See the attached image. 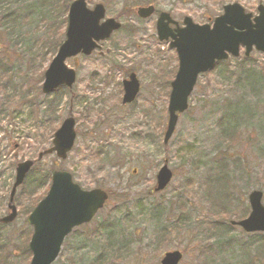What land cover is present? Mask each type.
<instances>
[{"label":"rangeland","instance_id":"obj_1","mask_svg":"<svg viewBox=\"0 0 264 264\" xmlns=\"http://www.w3.org/2000/svg\"><path fill=\"white\" fill-rule=\"evenodd\" d=\"M150 1L180 22L190 16L200 24L219 15L226 3L240 2L257 13L264 2L88 0L89 7L103 2L107 16L121 20L124 28L91 56H79L78 66L69 59L77 70L76 83L51 94H44L42 85L55 51L37 56L36 45L50 32L51 44L62 39L57 49L65 38L64 29L58 27L64 32L60 37L53 28L55 19L50 30L42 19L51 1L4 3L9 15L0 17V53L12 57L4 84L17 88L5 92L0 87V218L9 213L18 163L35 160L52 146L55 131L72 116L77 131L73 150L66 159L46 156L37 174L67 170L84 189L101 187L113 196L90 223L74 229L54 264H161L164 254L174 250L184 254L180 264H264V232L249 233L232 224L249 213L251 191L261 190L264 196V54L254 50L245 61L242 50L240 57L200 75L189 108L164 143L170 81L179 59L157 37L155 15L142 19L132 14ZM249 70L263 80L256 82ZM131 72L137 73L141 91L136 102L124 105L123 80ZM166 161L172 180L165 189L152 191ZM34 177L18 188L16 220L0 223V245L10 252L0 264L31 260L32 254L21 251L32 228L27 217L51 183L50 175L46 186H34Z\"/></svg>","mask_w":264,"mask_h":264},{"label":"water","instance_id":"obj_2","mask_svg":"<svg viewBox=\"0 0 264 264\" xmlns=\"http://www.w3.org/2000/svg\"><path fill=\"white\" fill-rule=\"evenodd\" d=\"M154 6L140 7L138 14L147 18L154 12ZM261 14L252 22L251 13H245L239 4L225 6L224 15L215 18L213 26L209 23L197 24L192 18L184 19V26L170 27L171 16L162 13L157 23L160 40L172 38L171 47L177 48L180 65L178 73L172 82L169 99V119L165 131L164 143H167L174 133L179 114L188 108V98L193 92L197 77L212 68L216 60H227L229 54L237 57L240 45L246 47V56L253 50L264 51V6ZM106 8L96 4L93 9L87 6V0H74L69 9L66 39L60 46L56 56L49 64L42 86L44 94H49L60 86L72 87L76 82L77 73L67 65L66 60L80 53L90 55L99 41L108 39L112 33L121 27L115 18H105ZM123 103L133 102L140 90V83L135 73L124 81ZM76 120L66 118L55 132L53 146L40 152L38 160L45 155L56 153L61 159H66L76 140ZM34 165L33 160H26L17 166L16 179L10 194L9 208L11 213L0 221L10 223L17 217V207L14 197L17 188L24 182L28 172ZM172 170L168 162L157 173L155 192L167 187L172 180ZM109 194L107 191L95 188L84 190L73 181V176L65 170H55L52 173V184L46 197L41 200L28 217V223L33 226L29 248L33 257L30 264H52L58 258L65 238L72 230L82 224L89 223L96 213L105 205ZM250 215L239 222L248 232L264 231L263 192L254 190L250 193ZM161 264H179L183 257L180 251L174 250L164 254Z\"/></svg>","mask_w":264,"mask_h":264},{"label":"trees","instance_id":"obj_3","mask_svg":"<svg viewBox=\"0 0 264 264\" xmlns=\"http://www.w3.org/2000/svg\"><path fill=\"white\" fill-rule=\"evenodd\" d=\"M8 1L9 0H0V17L3 16V15H5V16L6 15H9V9H6L5 8V5H4V3L5 2H8ZM44 1L45 2L51 1V2L49 3L50 5L48 4L44 8V10H45V12L47 14L42 19L48 20V22H47L48 30H50V26H51L50 25V21H51V18L55 19L54 22H53V28L58 29L57 35L61 37L64 32L60 33L61 30L59 31V28L61 27L65 31V27L64 26H66V24H67L68 9H69V6H70V4H71V2L73 0H44ZM11 3H12V1L9 4H11ZM52 3H53V5H52ZM54 4H55V6H54ZM50 6H51V9H50ZM47 38H46V36H44L41 40H39L36 43V45L38 47L37 56L38 55L39 56H42V55L46 54V52L48 51V49H49V52L50 53H52L54 51L56 52L57 48H56V45L55 44L56 43H59L62 40V39H57L54 44H51V41H50L51 32L47 35ZM11 59H12V57H11V55L9 53L8 54L6 52L0 53V87L2 88L1 91H5V92H10V90L6 89V87H10L11 86L12 89L17 88V87H15L13 85L4 84V83L7 82L6 80L10 79V72H11V70H7L6 63H11ZM244 60L245 61H248L249 60V57L248 58L245 57ZM226 64H227V62H220L216 66V68H219V66H224ZM248 73H250L252 76L257 77L253 70H249ZM168 79H165V81L167 82V85L169 83L168 82ZM258 79H262L263 80L262 77H260V78L257 77L256 82L259 81ZM6 108H8V106ZM0 115H1V113H0ZM230 127H231V125H230ZM51 128H52V126H51ZM54 129H52V130H54ZM232 133L233 134H231V135H235V131H233ZM41 162L42 161L37 162L36 165L32 168V170L30 171V173L28 175V177L29 176L30 177L31 176L33 177L35 175L34 178L36 179V183H35L34 186H36L37 182H39L40 184H43V185L46 186V184L50 181L51 172H50V175H49V172H47L45 174H37V170H38ZM122 178H123V176L118 175V179L119 180H121ZM35 179H33V181L30 182V186H33L32 183H34ZM36 188H35V191L34 192H36L38 190ZM109 194H110V197L113 196V193L111 191H109ZM43 197L44 196H40L37 199V201H35V203L32 205V207H34ZM31 232H32V230H31ZM31 232H28L27 231V234H26L27 236H24V238H23V244H24V246L21 249L22 255L25 254V253L29 254V256L31 255V252L29 251V248H28V242H29V239H30V236H31ZM109 232H111V231H109ZM108 237H109V241H110V239H112L111 235H109ZM6 248H7V245H6V247H5V245H0V259L1 258H4L6 260V258L8 256L10 257V252Z\"/></svg>","mask_w":264,"mask_h":264},{"label":"flooded vegetation","instance_id":"obj_4","mask_svg":"<svg viewBox=\"0 0 264 264\" xmlns=\"http://www.w3.org/2000/svg\"><path fill=\"white\" fill-rule=\"evenodd\" d=\"M260 4H264V2H260V3L258 4V6H257V10H256L257 13H255L254 15H257V14H258V7H259ZM148 5H152V6L155 7V11H154V13H153L152 15H150V16L155 15V16L157 17V20H156V24H157L158 21H159V19H160V15H161L162 13H164V11L161 10V9H160V11H158L157 6H156V2H155V1H150V2L147 3V5H140V7H149ZM140 7L138 6L137 8H135V9H134L135 11L133 10L132 14L135 15V16H138L137 10H138ZM171 14H172V13H171ZM150 16H149V18H150ZM149 18H142V19H149ZM119 22L121 23V25H122V29H123V28H124V23H123L121 20H119ZM170 27L175 28L174 24H171ZM122 29H121V30H122ZM112 36H113V35H112ZM109 39H110V38H109ZM109 39H108V40H109ZM106 41H107V40H106ZM103 42H104V41H103ZM101 47H102V42L100 43L99 48L96 49L94 52L99 51V50L101 49ZM94 52H93V53H94ZM93 53H92V54H93ZM92 54H91V55H92ZM91 55H89V56H91ZM83 57H88V56H83ZM74 62H75V63H78V61H77L76 59H74ZM78 65H79V64H78ZM136 76H137V79L139 80V83H140V90H139V94H140V91H141V82H140V79H139L138 75H136Z\"/></svg>","mask_w":264,"mask_h":264}]
</instances>
